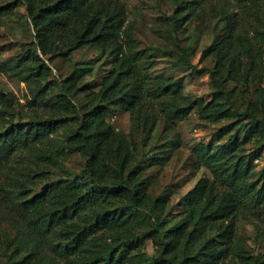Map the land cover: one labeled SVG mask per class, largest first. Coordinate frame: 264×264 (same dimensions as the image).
Segmentation results:
<instances>
[{
	"label": "trees",
	"instance_id": "1",
	"mask_svg": "<svg viewBox=\"0 0 264 264\" xmlns=\"http://www.w3.org/2000/svg\"><path fill=\"white\" fill-rule=\"evenodd\" d=\"M23 1L34 33L13 68L31 88V97L25 111L0 87V170L24 159L50 178L40 187L36 181L20 187L19 208L36 233L31 240L0 228V255L8 264H264V220L255 222L259 251L237 237L245 209L256 205L264 212V178L247 182L257 154L249 160L238 155L241 140L236 134L221 149H198L215 179H200L177 202L182 211L173 219L167 210L169 197L152 196L151 183L142 173L143 167L167 160L178 145L177 136H170L173 142L166 151L160 149L162 143L138 159L109 120L117 108L125 109L148 143L160 124L170 128L174 119L185 118L189 105L198 104L213 121L237 114L234 103L226 104L222 86L264 72V0H233L235 12L204 49L214 56L211 74L218 89L205 102L179 101V81L153 76L154 59L125 47L119 38L127 18L123 0ZM18 2L0 0V17L13 15ZM169 19L175 28L179 17ZM178 44L188 60L186 48ZM85 46L112 60L98 87L89 77L94 75L89 64L77 62L71 71L58 74L51 65ZM238 112L249 120L240 122L245 138L262 131L256 111ZM75 153L84 161L71 174L64 158ZM17 163L12 177L19 181ZM262 172L264 177V168ZM146 239H151L154 252L145 258ZM44 241L54 246L57 257L47 256Z\"/></svg>",
	"mask_w": 264,
	"mask_h": 264
},
{
	"label": "rangeland",
	"instance_id": "2",
	"mask_svg": "<svg viewBox=\"0 0 264 264\" xmlns=\"http://www.w3.org/2000/svg\"><path fill=\"white\" fill-rule=\"evenodd\" d=\"M123 1L127 8V18L119 38L125 47L130 51H142L145 56L150 55L154 59V65L150 69L153 76L166 81H179L176 91L179 101L211 100L218 91L211 74L215 59L213 55L205 53L204 49L221 32L226 18L235 12L233 0ZM170 16L179 17L175 28ZM33 33L31 19L23 0L16 3L13 15L0 17V87L10 93L19 109L25 111L29 108L27 101L31 97V88L26 81L14 74L13 64L20 50L33 39ZM179 41L186 48L188 60L182 57ZM77 62L92 66L94 75L89 77L92 78L94 87L100 85L103 74L112 68L111 58L92 46L76 50L67 60L56 59L51 65L58 74L71 71ZM96 71L98 74H95ZM225 74L226 71L221 77H225ZM222 87L224 95L228 97L225 98L226 104L234 103L237 114L213 121L200 112L198 104L189 105L185 108L188 111L185 118L174 119L170 128H165L164 123L160 124L157 135L148 143L128 111L117 108L109 115L110 122L130 142L138 159L162 143L164 144L160 149L166 151L169 148L167 145L173 142L170 136H177L178 145L167 160L143 167L142 173L151 183L149 192L152 196L163 193L169 197L167 210L171 209L170 217L173 219H178L179 216H173L182 211V208L177 210V202L184 201L182 197L189 195L200 179L205 178L211 182L215 179L212 168L198 155L201 147L221 149L228 143L229 137L236 134L241 140L235 150L238 155L249 160L252 155L257 154L250 161L253 166L247 182L264 178V108L261 105L264 72L253 80L224 81ZM247 109L257 112L260 119L258 127L262 131L245 138L246 130L240 122L249 120L244 118L246 116L239 115L238 111ZM83 161L82 155L75 153L64 158V165L68 173L72 174L81 169ZM17 162H12L10 166L0 170V228L15 233L22 232L33 240L36 231L27 223V216L19 208L22 202L20 187L27 188L26 182L31 185L35 181L40 187L50 178V174L28 160L18 159ZM16 163L20 169L19 181L16 176L12 177ZM245 210L239 216L237 237L259 251L255 222H263L264 212L256 205ZM37 235L42 234L37 232ZM145 241L146 247L142 256L146 258L153 254L154 248L151 239ZM43 243L47 256L57 257L54 246L47 241ZM0 264H8L5 256L0 255ZM58 264L65 263L60 261Z\"/></svg>",
	"mask_w": 264,
	"mask_h": 264
}]
</instances>
